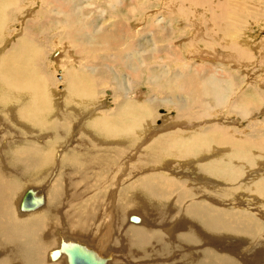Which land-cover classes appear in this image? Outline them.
Segmentation results:
<instances>
[{"label": "bare ground", "instance_id": "6f19581e", "mask_svg": "<svg viewBox=\"0 0 264 264\" xmlns=\"http://www.w3.org/2000/svg\"><path fill=\"white\" fill-rule=\"evenodd\" d=\"M19 1L21 0H0V126L5 123H13L12 126L8 125L12 129V134L6 135L0 130V264H46L47 259L51 264H69V257L61 248L62 242H78L93 250L100 258H104L107 264H112L115 261L113 255H105L101 250V248L110 247L106 242L100 243L101 248L98 249L88 240H94L93 238L85 239L84 237V235L96 237L92 233L97 235L95 225L100 221L97 219V215L94 218L97 210L89 214L85 211L88 205L86 207L80 203L79 206L83 209L81 212L73 209L68 213L69 216L60 214L62 210L67 208L63 206L64 204L69 203L72 206L73 203L74 205L76 200L85 198L93 188L98 189L95 191L97 194L92 193L93 196L88 195L87 200H85L87 203L93 204L92 199H94L97 205L90 206L91 209L99 207L101 202L106 200L107 194H109V205L114 203L116 199L118 201L114 205L116 208L111 209L110 212L106 211L111 213L114 210V219L108 218L102 222L108 227L107 233L110 231V225L116 221L115 217L118 221L123 222V219L128 216L127 220L131 227L133 226L130 231L126 232L125 240H119L120 245L129 251V254L126 255L125 250L120 247L124 257H137L140 264H264V242L257 243L258 245L255 242L262 230L259 220L247 218L231 209L229 211L216 209L203 200L197 201L195 199L197 189L183 190L184 184L175 179L176 177L171 175L167 177L164 174H158L159 172L155 173L156 167L158 169V167L164 166V163L162 165L161 163L166 154L178 160L194 159L205 155V153L209 154L214 146L219 148L224 146L226 149H218L220 157L208 156V158L200 160L199 172L210 179L205 176L198 177L206 183L202 181L204 188L208 189V186L213 185L209 191L215 195L205 193L208 202L216 201L219 198L227 200L230 199L232 192L226 188L223 191H217L216 188L219 186L227 187V185H232L243 178L242 169H245L246 165L255 163V155L251 154L252 148L246 147L245 142L232 141L222 129H215L206 134L195 131L192 135L178 133L171 137L164 136L153 141L152 145H146V158L144 160L147 164H134L132 166L133 170L138 171L134 173L139 177L130 181L131 183L128 185L125 183L127 186L125 188L120 187L122 190H119L118 183H114L117 189L112 190L113 185L107 180V177L111 180V175L115 177L114 174L119 173L116 162L121 164L125 160L124 157L128 155L127 146L132 147L131 151L134 152L141 144L142 139L147 138L143 145L147 144L150 138L152 139V136L149 135L150 130L147 131L149 128L147 126L154 111L147 103H135L134 107L129 106L130 104L117 107L111 116L101 114L95 116V113H92L95 114L94 116L92 114L85 116L86 108L96 96H94L95 90H93L96 87L95 81L91 79L87 83L84 81L85 70H73L67 69V67L65 69L67 72L65 74L66 92L72 94L71 98L79 100V104L84 107L77 106L76 108L65 104L62 101L65 98L63 94L64 97L61 96L62 100L55 103L53 111L49 101L51 100L50 83L52 79L50 76H46L45 68H40L36 62L42 51L37 45L39 37L22 35L23 37L18 38L12 45H3L5 41L4 31L8 28L7 23L11 17L9 12H6L7 8H12L13 5L15 7ZM68 2L70 3L69 7L67 6ZM59 3H62L63 7L67 9H60ZM55 4L57 9L52 11L53 13L57 10L54 19H52L54 25H62L64 28L69 26L71 32L68 34L71 35L74 42H77V45L80 41L85 44L89 43L92 40L89 38V32L94 28L91 30L88 25L82 27L81 20L79 21L78 18L72 21L75 16L84 15L83 12H79V8H75L71 0H55ZM18 15L19 13L16 16ZM8 41L10 42V40ZM73 41L71 40V43ZM222 81L224 82V80ZM84 82L85 84H83ZM223 82L218 81V79L215 81L213 78L210 80L209 89L206 90L212 91L210 90L212 87L221 90ZM216 96V94L213 95L215 101L220 105L222 101ZM234 106L236 107V104ZM64 108H68V110ZM117 113L118 116H116ZM240 114L243 119L248 116L245 110L241 111ZM48 116H51L52 120H48L47 124ZM206 117H208L207 114L203 118ZM75 120L78 121L76 126L72 128L75 131L84 132L89 138H80L78 142L80 147L66 151L58 160L55 151L56 146L47 142L51 143L55 140L56 143H59L61 141L59 138H66V129L70 132L72 130L70 126L75 123ZM88 120L91 122L87 126L83 125L85 121L86 123L89 122ZM10 137L18 140L14 141ZM49 138L50 141H48ZM137 142L139 143L138 146L136 145ZM67 143L72 145V140ZM259 145L263 147L264 143ZM156 155H160V157ZM223 155L224 157H222ZM100 164L101 167H99ZM148 164L151 166V170ZM53 166L58 169V176L45 186L48 193L46 196L44 195V209L42 206L41 209H35L37 211L32 210L24 213L28 214L26 216L23 214V216H16L14 207L17 202L20 206L29 189L21 198L20 192L29 185H34L33 187L37 188L39 186L37 183H40V186H44L46 177L53 171ZM97 166L98 168H96ZM168 171L177 176L174 171L170 169ZM118 177L120 178V176ZM121 179L117 180L121 181ZM125 179L127 181V178ZM216 180L222 182L219 183ZM247 185L246 187L254 193L264 196V177ZM82 187L83 190H81ZM109 188L110 192L107 193ZM98 191L100 192L98 193ZM251 191L249 192L252 193ZM37 194L45 193L37 191ZM101 206L103 207V205ZM108 208L110 207L108 206ZM128 210L139 214L127 215ZM144 217H147V222H145ZM102 228L99 229L101 233L105 230ZM162 229L170 232L167 237H163L159 231L156 232V230ZM71 232L76 234L71 236L69 234ZM50 233L52 237L54 235L53 241H51ZM101 233L96 237V240L101 239L99 238ZM232 236L253 240L249 243L256 244V248L251 251L246 249L244 251L248 257L252 254V257L255 258L254 262L238 260L220 252L221 239ZM257 248L260 251H257ZM55 251L60 252L59 257L54 255ZM110 253L114 254L116 251L113 250Z\"/></svg>", "mask_w": 264, "mask_h": 264}, {"label": "rangeland", "instance_id": "374dc122", "mask_svg": "<svg viewBox=\"0 0 264 264\" xmlns=\"http://www.w3.org/2000/svg\"><path fill=\"white\" fill-rule=\"evenodd\" d=\"M71 1L75 8H79L78 11L84 14L78 17L75 16L72 21L78 18L79 21L81 20L82 27L88 25L91 30L94 28L89 32V38H92L89 43L85 44L78 39L80 42L77 45V42H74L71 35L68 34V32H71L69 31V26L64 28L62 25H54V20L52 19H54L57 10L53 13L52 11L57 9L55 8L57 6L55 0H21L16 3L15 7L14 5L12 6L14 9L11 7L7 8L6 12H9L11 17L7 23L8 28L4 31L5 43L3 42V45H12L18 38L23 37L22 35L39 37L37 45L42 51L39 61L37 59L35 61L38 62L40 68H45L46 76H50L52 79V84L50 83L51 100H49L52 109L55 107V103L62 100L64 96L65 98L62 101L65 104L76 108L77 106L84 107L79 104V100L71 98L72 94H67L66 92V67L73 70L83 69L85 70L84 81H87V83L91 79L95 81L96 89L94 88L93 90H95L94 96H96L86 108L85 116H89L92 113L96 114H92V116L100 114L111 116V114L115 113L117 107L128 106L127 104L134 107L135 103H147L149 107H152L154 112L147 126L149 127L147 131L150 130L149 135L152 136V139L150 138L149 142L144 145L143 142L147 138L142 139L141 144L137 142L136 145L138 146L139 144V146L134 152L131 151L132 147L127 146L126 152L128 155L124 157L125 160L121 164L116 162L119 173L115 172V177L111 175V180L107 177V180L114 187H111L112 190L117 189L114 183H118L120 190V187L125 188L128 183H131L130 181H134L139 177V175L134 173L138 171L133 170L132 166L134 164H147L146 160H144L146 158L145 147L149 144L152 145L156 139L164 136L171 137L178 133L192 135L196 131L206 134L215 129H222L232 141L245 142L246 147L252 148L251 154L255 155V163L246 165V168L242 169L244 172L242 179L232 185H227V187L219 186L216 188L218 189L217 191H223L226 188L232 192L230 199L219 198L220 200L208 202L209 200L207 201L205 193L213 194L212 191H209L210 188H213V185L208 186L209 188L206 189L204 188L205 182L199 178L205 176L199 172L200 160H204L208 156L220 157L218 149L225 148L224 146L221 148L214 146L212 153H205V155L207 154L206 156L203 154V156L201 155L194 159L178 160L167 154L161 155L165 157L161 163V165L164 163V166L158 167L159 170L156 167L155 173L159 172L158 174L161 173L167 177H169L168 175L176 177L175 179L184 184L183 190H188L189 188L197 189L195 192L197 201L203 200L206 201V204H211L216 209H226L227 211L231 209L245 215L247 218L251 217L256 221L259 220L262 230L258 234V240L256 238L255 242L256 244L263 243L264 196L254 193L246 186H248V183H255L264 177V146L259 145L264 143V0ZM59 6H61L60 9H67L63 7L62 3H59ZM67 6H70L69 2ZM15 11L19 13L18 16H16L18 13ZM84 11L87 13L85 14ZM69 38L73 41L72 43ZM82 50L85 51L83 52ZM86 72L88 75H86ZM213 78L215 81L218 79V81L221 80L223 82L222 80H224L221 90L214 87L210 89L212 91L206 90L209 89L210 80ZM215 94L222 101L220 105L213 97ZM235 104L237 108L234 106ZM64 109L68 110V108ZM244 110L248 116L243 119L240 112ZM206 114L208 117L203 118ZM116 116H118V113ZM119 118L122 117L119 116ZM48 120L51 121L52 117H47V124ZM77 121L75 120V123L70 126L72 129L70 132L66 129V138H59L61 140H59V143H56L55 140L51 141V143L47 142L56 146L55 151L57 152L56 157L58 160L66 151L79 148L78 142L80 138H89L84 132L73 129ZM90 122L86 123L85 121L83 125L87 126ZM8 125L12 126L13 123H5L0 126V130L6 135L12 134V129ZM10 138L14 141L18 140L14 139V137ZM50 140L49 138L48 141ZM71 140L72 145H69L67 142ZM61 145L63 146L61 147ZM157 157H160V155ZM123 162L125 163L124 166ZM99 167H101V164ZM149 168L151 170L150 165ZM169 169L174 171L177 176L171 174V171H168ZM52 170L48 174V178L46 177L45 179V185L41 183L44 186H40V183H37L39 184L37 188L33 187L34 185L26 186L20 192V198L27 189H35L39 193H45L44 195L46 196L48 189L45 186L58 176V169L53 166ZM187 174L190 175L187 176ZM116 177L117 179H123L119 181ZM91 178L93 177L91 176ZM125 178H127V181ZM206 178L210 179L209 177ZM202 181L204 182L203 184ZM216 181L222 182L221 180ZM81 190H83V187ZM97 190L96 188L91 189L92 192L89 191L90 193L85 198L76 200V203L74 205L72 203V206L69 203L64 204L63 206L67 208L62 210L60 214L69 216L68 213L73 211V209L81 212L83 209L80 208V203L86 205V207L88 205V210L85 209V211L89 214L97 210L94 218L97 215V219L100 221L95 225V233L97 235L92 234L98 237L101 233L99 229L103 227L105 230L99 237L101 239L96 240V237L84 235L85 239L93 238L94 240H88L96 245L98 249L101 248L100 243L106 242L111 248L105 247L101 248V250L105 255H113L115 261L112 264H140L138 262L140 260L137 257L132 256L133 259L130 256L124 257V253L120 250V247H122L127 253L126 255L129 254L128 249L120 245V241L125 240L126 232L133 227L127 220L128 216L123 219V222L121 220L118 221L117 217H115L117 222L114 221V224L110 225L109 233H107V225L102 224L108 218L114 219V210L111 213L107 212L116 208L114 205L115 202H118L117 199L109 205V194H107L106 200L101 202L100 206L95 209L90 208V206L97 205L94 199H92V203L95 205L85 201L88 195L97 194L95 192ZM109 192L110 188L107 193ZM67 193L69 194V192ZM16 204L14 207L16 216L28 215L24 214L28 212H21L18 209L19 202ZM42 208L44 209V206ZM128 211L126 212L128 213L127 215L139 214L134 211ZM105 213L107 217L104 215ZM144 219L147 222V217H144ZM158 231L163 234V237H167L168 233H170L165 229L156 230V232ZM69 234L72 236L76 233L71 232ZM50 236L51 241H53L54 235L52 237L50 233ZM225 238L220 241V252L238 260L255 261L252 254L248 257L246 251H244L245 249L251 251L256 248V244L252 245L249 243L253 240L238 236ZM259 248L261 249V247ZM259 248L256 250L260 251ZM113 250L116 253H110ZM46 262V264H51L48 259Z\"/></svg>", "mask_w": 264, "mask_h": 264}, {"label": "water", "instance_id": "95a60500", "mask_svg": "<svg viewBox=\"0 0 264 264\" xmlns=\"http://www.w3.org/2000/svg\"><path fill=\"white\" fill-rule=\"evenodd\" d=\"M44 204V194L38 195L37 190L29 189L20 203L19 210L29 212L42 207ZM61 248L69 257V264H107L104 258H100L93 250L78 242H62ZM54 255L59 257L60 252L55 251Z\"/></svg>", "mask_w": 264, "mask_h": 264}, {"label": "crops", "instance_id": "0c3cea01", "mask_svg": "<svg viewBox=\"0 0 264 264\" xmlns=\"http://www.w3.org/2000/svg\"><path fill=\"white\" fill-rule=\"evenodd\" d=\"M124 247V246H123ZM125 248V247H124Z\"/></svg>", "mask_w": 264, "mask_h": 264}]
</instances>
